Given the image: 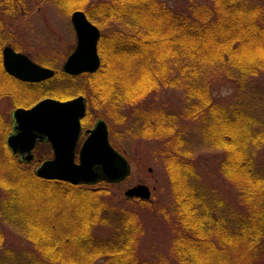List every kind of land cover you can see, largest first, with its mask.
Segmentation results:
<instances>
[{
    "label": "trees",
    "instance_id": "obj_1",
    "mask_svg": "<svg viewBox=\"0 0 264 264\" xmlns=\"http://www.w3.org/2000/svg\"><path fill=\"white\" fill-rule=\"evenodd\" d=\"M54 1L67 14L75 10L83 11L100 30L112 23L127 28V31L117 28L109 33L100 32L97 50L102 65L100 72L91 77L102 75L101 81L96 82V85H101V90L104 88L102 85L106 84L104 76L116 63H123L119 68L121 75L123 71L126 72L125 69L128 72L130 67H140V75L145 79L146 86L151 85L147 91L149 94L160 86L178 87L184 81L188 85L185 89V117L190 119L206 113L213 124L229 125V132L232 131V135L237 137V140L232 138V152L229 151V158L224 159L221 170L240 190L243 202L248 203L249 212L245 217H236L233 223L224 222L222 217L213 218L209 199L196 185V174L191 167L186 168V164L181 163L180 155L175 152L171 154L175 164L169 179L178 229L171 264H228L216 259V262L211 261L213 257L210 258V255L215 251L208 239L209 234L220 241L225 240V245H233V249L243 253L264 251V166H257L252 152L261 141L254 128L250 127L255 124V119L239 108L228 113L225 107L211 102L207 87L200 83L203 68L215 63H229L237 72L239 82H245L253 73L251 66L240 63L237 48L243 46L245 41H259L258 44L264 46V6L248 5L246 0H209L217 16L214 20L213 11L207 7L193 8L188 17L174 13L157 0H108V4L100 3L93 7H89L90 0H83L78 6L72 2L69 5V0ZM4 44L0 39V97L17 95L19 102L27 105L30 97L26 99L24 96L33 94H36L35 99L46 95L64 99L76 93L85 96L88 93L76 89L78 87L73 83L66 85L61 92L58 85L52 83L76 81L79 77H68L60 69L56 70L51 80L38 85H29L10 77L1 63ZM260 59V63L264 62V57ZM85 76V82L91 83L90 76ZM19 87L24 93L15 92ZM28 90L36 91L32 93ZM64 91L69 93L62 94ZM119 93L116 86L107 93L109 106L117 105L118 108L122 101ZM146 115L141 114V122H147L149 132H152L153 123L156 128L154 136L167 140L173 128L163 127L159 121L153 120L156 118ZM170 118L166 116L158 120L171 124L173 120ZM90 121L88 109L81 124L86 127ZM227 133L224 136H232ZM4 139L0 130V173L10 172L7 188L12 191V197L2 203L0 217L31 243L32 250H22L24 254L7 250V258L0 259V264H169L167 261L148 263L136 255V245L141 235L138 218L125 209L109 208L104 201L106 191L34 177L29 165H18L10 156ZM179 147V144L175 145L176 150ZM50 157L49 146L39 144L32 162ZM24 202L33 208L30 216L18 213L17 208L24 207L20 206ZM101 226L110 229L106 237H98L95 233ZM2 243L0 233V247Z\"/></svg>",
    "mask_w": 264,
    "mask_h": 264
},
{
    "label": "rangeland",
    "instance_id": "obj_2",
    "mask_svg": "<svg viewBox=\"0 0 264 264\" xmlns=\"http://www.w3.org/2000/svg\"><path fill=\"white\" fill-rule=\"evenodd\" d=\"M157 1L171 8L174 13L188 17L195 7H207L213 11L214 20L217 17L213 10V4L209 0ZM246 1L248 5L264 6V0ZM54 2V0H0V39L5 42L4 45L19 49V52L26 55L33 63L50 70L51 68L47 65L51 63L54 69L63 71L62 66L66 58L75 49L76 37L70 24V14L62 11ZM71 2L78 6L83 3V0H69L68 4L71 5ZM107 2L108 0H90L88 4L89 7H93L100 3L108 4ZM95 26L100 30L97 25ZM117 28H123L124 31H127L123 25L112 23L100 32L109 33ZM258 42L245 41L243 46L237 48L240 51V63L249 65L251 70H254L245 82L237 80V72L226 62L206 65L203 68L202 79L199 80L201 85L207 87L210 101L225 107L228 113L234 108H239V110L253 116L256 125L253 123L250 127L251 129L254 128V132L261 139L260 144L252 149L253 157L257 166H264V62H259L260 57H264V46H260ZM101 65L100 62L95 73L75 76L79 77L76 81L61 80L52 83L53 85L56 84L55 86L58 85L61 92L65 90L66 85L73 83L75 87H78L76 89L88 91L86 96L76 93L64 99L50 95L35 99L36 94H33L24 96L26 99L30 97L27 105H22L17 95L16 97H0V124L3 123L0 130L5 138V148L12 156L7 147L6 138L11 133V113L13 110L31 108L46 98L68 101L83 96L86 99L91 117V121L86 127L88 129L93 128L97 120H103L106 123L109 142L128 161L130 174L122 182L101 181L94 185L77 186L106 191L104 201L109 208H121L136 214L138 225L141 227V235L136 245V255L148 263L167 261L171 264L175 251L173 249L174 239L178 233L175 220L176 208L169 179V175L173 174L175 164L171 154L175 152L180 155L181 163L188 165H185L186 168L191 167L193 173L196 174V185L209 199L208 204L212 209L213 218L215 216L222 217L224 222L233 223L236 217H245L249 212L248 203L243 202L244 199L240 190L230 180L227 173H223L221 170L224 159L227 160L229 151L232 152V138L237 140V137L232 135V131L229 132L231 128L229 125L226 127V123L221 125L219 123L218 126L217 122L213 124L212 118L209 119L206 113H201L190 119L185 117L184 114H187L185 89L188 85L184 81L178 87L160 86L158 90L149 94L147 91L151 85L146 86L145 79L140 75V67L135 69L130 67L128 72L125 69L126 72L123 71L121 75L119 68L123 66V63H116L110 72L104 76L106 84H103L102 88L104 86L106 90L101 93L100 91H103L104 88L101 90V85H96V82L100 80L102 75L96 78L91 77L100 72ZM85 75L90 76L89 81H92L91 83L85 82L83 78L86 77ZM113 86H116L120 91V100L122 101L118 104V108L117 105L109 106L107 103V93L111 91ZM7 87L9 88V86ZM23 91L19 87L15 92L21 94L24 93ZM28 91L34 93L36 90ZM64 92L62 94L69 93ZM19 99L22 100L23 96ZM137 99H141V101L143 99V101L136 102ZM134 102L136 103L133 104ZM141 114L156 118L153 120L159 121L163 127L173 128V132L169 134L167 140H160L158 135L154 136L153 132L156 128L153 123H151L152 132L150 133L147 122H141ZM166 116L173 120L172 127V123L160 122L162 117ZM224 126L226 127L224 130L219 129ZM142 131H146V133L142 134ZM226 132L232 136H224ZM180 143L182 144L180 145ZM178 144L180 146L179 151L175 148V145ZM35 149L33 153H35ZM12 158L18 165H29L34 177L45 180L35 175V171L42 162H31L25 165V163L18 162V157L12 156ZM42 161L44 162V160ZM8 179H10V172L0 173V209L2 203L12 197V191L7 188L9 186ZM139 184L149 188V199L142 200L125 196L127 189ZM142 201L146 203L142 204ZM27 204L24 202V205H20L24 207H18V213L30 216L34 211H32V206L30 204L27 206ZM2 218L0 217V233L3 239L0 247V259L7 258V254H5L7 250L12 249L14 254H24L22 250L31 251V243L22 238L18 230L13 225L6 224ZM109 230V228L101 226L95 230V233L98 234V237H106ZM208 239L213 243L212 249L215 251L212 253L213 255H210V258L213 257L211 260L213 262H216V259L228 264H264L263 249L257 253H243V251L233 249V245H225V240H223L224 242L220 241L214 235L209 234Z\"/></svg>",
    "mask_w": 264,
    "mask_h": 264
},
{
    "label": "water",
    "instance_id": "obj_3",
    "mask_svg": "<svg viewBox=\"0 0 264 264\" xmlns=\"http://www.w3.org/2000/svg\"><path fill=\"white\" fill-rule=\"evenodd\" d=\"M70 23L76 46L66 58L62 70L70 76L95 73L100 66L97 50L99 29L83 11H73ZM2 66L11 77L28 83L50 79L54 71L38 66L11 47L2 49ZM86 114V99L78 96L68 101L46 98L28 109L17 108L11 113V133L7 147L19 163H31L37 143H49L53 157L40 164L35 175L45 180L67 182L71 185H94L105 181L117 183L130 174L128 161L110 144L107 125L97 120L93 128L84 131L86 138L76 151L81 135V120ZM128 198L147 200L150 190L136 185L125 191Z\"/></svg>",
    "mask_w": 264,
    "mask_h": 264
},
{
    "label": "flooded vegetation",
    "instance_id": "obj_4",
    "mask_svg": "<svg viewBox=\"0 0 264 264\" xmlns=\"http://www.w3.org/2000/svg\"><path fill=\"white\" fill-rule=\"evenodd\" d=\"M6 46H8V45H6ZM6 46H4V47H6ZM9 47V46H8ZM13 49V48H12ZM15 52H17V53H21V52H19V51H17L16 49H13ZM21 54H23V53H21ZM24 55V54H23ZM26 56V55H25ZM27 57V56H26ZM1 63H2V55H1ZM35 64H37V63H35ZM38 65V64H37ZM38 66H41V65H38ZM48 66H51L52 68H51V70H53L54 71V75H55V72H56V70L57 69H54V67H53V65H51V63H49L48 64ZM42 67V66H41ZM44 68V67H43ZM48 69V68H47ZM4 70V69H3ZM5 72V71H4ZM62 73H63V71H61ZM64 74V73H63ZM54 75H53V77H54ZM52 77V78H53ZM52 78H50V79H47V80H45V81H41V82H38V83H28V82H22V81H19V80H17V81H19V82H22V83H26V84H29V85H38V84H42V83H44V82H47V81H49V80H51ZM87 111H88V107H87ZM88 128L87 127H83L82 126V134H81V137H80V139H79V143H81L85 138H86V134H84V131L85 130H87ZM44 144V143H43ZM49 148H50V145H49ZM50 150H51V148H50ZM51 153H52V151H51ZM77 155H78V151L76 152V159H77Z\"/></svg>",
    "mask_w": 264,
    "mask_h": 264
}]
</instances>
